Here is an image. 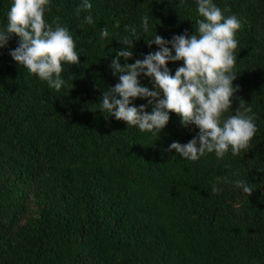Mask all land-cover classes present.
<instances>
[{"label": "trees", "instance_id": "trees-1", "mask_svg": "<svg viewBox=\"0 0 264 264\" xmlns=\"http://www.w3.org/2000/svg\"><path fill=\"white\" fill-rule=\"evenodd\" d=\"M10 3L0 0V23ZM79 3L53 0L81 50L61 91L12 58L18 36L0 49V264H264V0H216L242 21L232 109L251 106L258 133L242 156L197 162L167 151L199 132L174 112L156 140L92 110L119 82L110 65L124 25L148 14L165 39L193 33L195 0H92L94 25L76 15ZM148 38L134 41L127 63L158 50ZM182 63L169 62L173 75ZM237 178L255 190L242 193Z\"/></svg>", "mask_w": 264, "mask_h": 264}, {"label": "clouds", "instance_id": "clouds-1", "mask_svg": "<svg viewBox=\"0 0 264 264\" xmlns=\"http://www.w3.org/2000/svg\"><path fill=\"white\" fill-rule=\"evenodd\" d=\"M52 6L53 0H11L6 22L0 23V49L8 45L13 35L18 36V46L10 52L12 58L59 92L67 86L66 68L79 65L81 50L61 17L52 16ZM92 8V0H80L76 15L87 13L84 21L94 25ZM195 8V31L176 34L171 40L152 29V15H143L139 25L125 24L124 34L117 39L125 47L116 50L110 65L119 82L103 90L102 99L92 110H99L106 118L125 121L128 128L146 132L156 140L174 112L182 125H195L199 132L187 143L173 141L168 152L174 150L190 162L210 154L217 159L242 156L252 147L258 133L257 115L251 106L241 101L235 114L232 109V98L239 87L234 86V81L238 74L237 37L242 21L236 14L226 15L228 10L216 0H195ZM149 34L147 42L157 45L158 50L127 63L133 57L134 41ZM99 35L101 39L109 38L108 27L101 29ZM121 58L125 61L123 66ZM178 61L183 63L173 75L168 64ZM142 75L151 79V89L141 84ZM137 98L147 100V104L136 106L133 101ZM220 180L217 177L218 183ZM218 183L211 192L222 191ZM233 183L248 196L256 188L246 178H237Z\"/></svg>", "mask_w": 264, "mask_h": 264}]
</instances>
